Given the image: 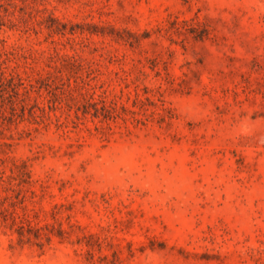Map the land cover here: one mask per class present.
Here are the masks:
<instances>
[{
	"label": "rangeland",
	"instance_id": "obj_1",
	"mask_svg": "<svg viewBox=\"0 0 264 264\" xmlns=\"http://www.w3.org/2000/svg\"><path fill=\"white\" fill-rule=\"evenodd\" d=\"M0 264H264V0H0Z\"/></svg>",
	"mask_w": 264,
	"mask_h": 264
}]
</instances>
